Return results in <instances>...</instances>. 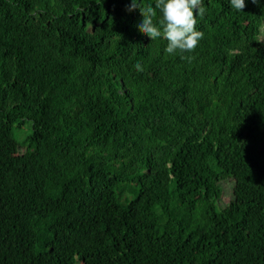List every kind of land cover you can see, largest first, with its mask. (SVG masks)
<instances>
[{"label":"trees","instance_id":"16d2710c","mask_svg":"<svg viewBox=\"0 0 264 264\" xmlns=\"http://www.w3.org/2000/svg\"><path fill=\"white\" fill-rule=\"evenodd\" d=\"M130 2L0 0V264H264V0L191 60Z\"/></svg>","mask_w":264,"mask_h":264},{"label":"clouds","instance_id":"9594fccd","mask_svg":"<svg viewBox=\"0 0 264 264\" xmlns=\"http://www.w3.org/2000/svg\"><path fill=\"white\" fill-rule=\"evenodd\" d=\"M259 4L260 0H251ZM231 8L243 12L245 0H229ZM205 0H152L143 5L140 0H131L126 11L131 13L139 10L142 20L136 25L139 32L151 41L162 38L167 41L164 49L168 55L179 54L182 59L191 60L193 57L184 56L196 50L204 33L197 30V16L205 14ZM159 12V19H157ZM137 71H143L140 63L134 65Z\"/></svg>","mask_w":264,"mask_h":264},{"label":"rangeland","instance_id":"374dc122","mask_svg":"<svg viewBox=\"0 0 264 264\" xmlns=\"http://www.w3.org/2000/svg\"><path fill=\"white\" fill-rule=\"evenodd\" d=\"M30 126L28 122H25L23 126H17V124L14 125V128L12 129V133L15 139H10L8 137H4L1 141L2 151L4 153L8 152H15L18 149V145L21 144L24 140V138L29 134Z\"/></svg>","mask_w":264,"mask_h":264}]
</instances>
